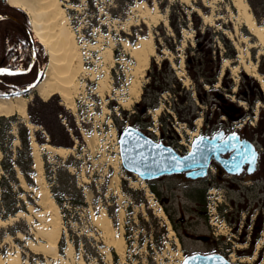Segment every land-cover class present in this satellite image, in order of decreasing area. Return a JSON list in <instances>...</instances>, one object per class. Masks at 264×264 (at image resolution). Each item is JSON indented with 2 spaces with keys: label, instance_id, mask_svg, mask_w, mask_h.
<instances>
[{
  "label": "rangeland",
  "instance_id": "rangeland-1",
  "mask_svg": "<svg viewBox=\"0 0 264 264\" xmlns=\"http://www.w3.org/2000/svg\"><path fill=\"white\" fill-rule=\"evenodd\" d=\"M244 1L257 25L264 26V0ZM90 2L59 3L87 69L76 76L66 97L54 93L45 98L34 87L23 93L28 87L22 85L0 88V97L28 99V117L11 116L0 128L4 131L0 220L5 222L0 225V257L18 255L20 264H181L186 255L217 252L233 264H264L263 167L253 177L218 180L213 165L205 180L171 175L147 183L123 168L119 148L121 133L129 125L127 118L140 112L152 122L147 134L182 155L195 137L216 132L226 122L222 127L226 131L246 130L250 137L256 133L253 142L264 156V46L249 32L232 0H135L132 6L93 0L94 7ZM23 31L30 40L28 30L24 27ZM34 42L42 57L43 80L48 54L37 39ZM142 43L153 47L146 53L148 63L137 53ZM28 66L25 58L16 71ZM253 71L258 78L252 76ZM213 75L215 89L241 107L246 118L227 126L229 119L220 117L219 127L215 125L212 132L210 121L217 109L208 85H201ZM176 79L181 88L178 101L173 93L165 92L157 108L147 109L145 100L141 102L147 83L163 80L167 85ZM148 99L149 93L147 105ZM176 101L181 109L185 106L183 119L173 112ZM195 110L196 119L191 121ZM205 122L209 126L204 127ZM23 127L31 141L30 167L25 151L23 164L18 165ZM55 141L62 146L54 145ZM46 145L66 151H49ZM37 157L42 171L36 167ZM2 162L10 164L15 175L10 176ZM55 171L63 172L64 191L71 193L62 201L64 210L51 192L56 186ZM15 209L17 213L9 214ZM43 211L57 216L58 253L64 260L43 256L28 246L30 241L43 243L34 238L27 223L28 216ZM104 213L111 219L114 238L124 239V255L107 241L110 234L104 230ZM19 232L21 238H17ZM201 237L207 239L201 241Z\"/></svg>",
  "mask_w": 264,
  "mask_h": 264
},
{
  "label": "bare ground",
  "instance_id": "bare-ground-1",
  "mask_svg": "<svg viewBox=\"0 0 264 264\" xmlns=\"http://www.w3.org/2000/svg\"><path fill=\"white\" fill-rule=\"evenodd\" d=\"M6 3L14 8H19L27 13L30 19L31 29L45 48L48 54V65L45 72V77L35 87L40 96L49 98L52 94L57 93L66 97L68 89L74 86L76 76L80 72H87V69L82 64L79 46L75 39L74 32L68 27L64 10L60 7V0H6ZM233 5L238 11V15L242 16L244 24L249 32L257 39V42L264 46V26L257 25L256 21L248 11V5L244 0H232ZM153 51V47L149 44L142 43L137 53L143 57V61L148 63L147 50ZM143 54V55H142ZM252 76L258 78L256 71H253ZM264 89V81H263ZM28 99L23 95H15L8 97H0V117H11L20 115L22 118L28 117L27 111ZM74 107V103H70ZM71 108V107H70ZM49 151L60 153L66 151L61 148H54L50 145L45 146ZM1 156V151H0ZM36 167L40 171L43 170L42 162L39 157L36 158ZM53 205L58 209V206L52 199ZM49 211L39 212L33 218L27 217V223L31 225L30 233L34 234V238L38 237L43 241L42 244H36L32 241L28 242V246L39 254L52 256L55 260L63 259L58 253V239L60 235L59 223L56 219V214L53 216ZM107 221L104 230L110 234L108 243L113 247L118 254L124 255V239L119 240L114 238L111 228V219L103 214ZM37 220L39 223L34 222ZM5 223L0 220V225ZM23 234L18 233L17 238H21ZM69 256L73 254L72 246L68 249ZM183 261V259H181ZM0 264H20L19 256L15 258H1Z\"/></svg>",
  "mask_w": 264,
  "mask_h": 264
},
{
  "label": "trees",
  "instance_id": "trees-1",
  "mask_svg": "<svg viewBox=\"0 0 264 264\" xmlns=\"http://www.w3.org/2000/svg\"><path fill=\"white\" fill-rule=\"evenodd\" d=\"M118 3L125 4L127 6H132L135 4V0H117ZM92 4V7H94V2L91 0L90 2ZM26 28L28 30V33L31 37V39H27L25 32L23 31V28ZM36 38L33 36L32 30L30 29V23L26 16V14L19 8H14L9 6L5 0H0V69H7L10 71H16L19 70L22 61L27 58L29 59V66L24 69L23 71H26L22 74L17 75H0V88H15L17 85L19 86H27L28 88L24 90L23 93H26L27 91L31 90L33 87H35L41 80L40 72L43 70V65L41 62V55L37 52V48L35 46ZM189 61V60H188ZM175 79V78H174ZM217 83L215 75L212 77H208L206 81L201 85L203 88L204 85H208V91H210V94L212 95L213 102L215 104V107L217 111L212 115L211 119V128L210 131H215L214 126L219 127V122L217 120L220 117L226 116L229 121L228 125H234V122H238L241 120H245L246 114L244 113L243 109L241 107H236L233 104V101H230L225 97V93L221 89H215V85ZM175 87H178L177 89ZM152 89V91H150ZM184 90V89H183ZM204 91V89H203ZM169 92L173 93L176 97V100L178 101L179 98L177 95H180L179 92H181L180 88V82L178 79H176L173 83H167V85L164 84V81L160 80H154L152 82H149L144 87V92L142 94V103L145 100L147 109L149 108H157V102L160 99V95ZM201 92V91H200ZM206 92V91H205ZM148 93L150 94V99H148L149 105H147V96ZM201 94V93H199ZM176 101L175 109L172 111L177 114L180 118L183 119V112L182 109L185 106H182L183 108L179 107L181 104ZM204 102V101H203ZM212 105H207L206 107H211ZM198 109V108H197ZM200 110V109H199ZM196 112L193 111L191 115L190 120L194 121ZM125 117L126 113L124 112ZM170 115V114H169ZM143 115L140 112H134L130 115L127 119L128 126H137L141 129H143L145 132L151 127V121H149L148 118L143 119ZM117 121V117H114ZM4 121H9V117H0V128L1 124ZM37 123V121H34ZM217 122V123H216ZM222 128L223 126H226V122H222ZM8 125V124H7ZM173 126V123L171 124ZM209 126L207 122L204 123V127ZM122 127H119L121 130ZM261 128V125H260ZM146 129V130H145ZM255 130V129H253ZM162 134H165V131L162 129ZM2 132L4 131L0 130V141L2 138ZM242 133H244L247 137H249L252 140H255L252 136H255L256 133H252L251 137L247 134L246 130H241ZM255 132V131H254ZM214 133V132H213ZM21 144L24 148L19 151L20 157L18 162V165L21 167L23 163H21V154L25 151V157L27 156L28 159V166L33 165V158H32V150H31V141L29 138V133L25 127H23V135H21ZM57 146H62L57 141L53 143ZM69 166V165H68ZM2 167L8 169L10 176L14 174L13 167L9 164L8 166L2 162ZM8 167V168H7ZM67 170V169H66ZM64 170L65 174L68 177H71V175L68 173V171ZM15 175V174H14ZM53 176L55 178V184L56 186L51 187L52 196L55 199L57 205L64 210L63 208V199L65 197H71V193L69 191H64V188H66V180L63 177V172L55 171L53 173ZM50 180V179H49ZM48 180V181H49ZM62 186V187H61ZM152 193L156 194L158 198L159 192L153 187L150 186ZM79 192V189H78ZM204 201V198H203ZM79 202H82L81 198L79 199ZM83 204V202H82ZM17 213V210H13L9 212V214ZM174 227L175 222L171 220ZM176 229V227H175ZM177 230V229H176Z\"/></svg>",
  "mask_w": 264,
  "mask_h": 264
},
{
  "label": "water",
  "instance_id": "water-1",
  "mask_svg": "<svg viewBox=\"0 0 264 264\" xmlns=\"http://www.w3.org/2000/svg\"><path fill=\"white\" fill-rule=\"evenodd\" d=\"M24 72L26 71L2 69L0 75H17ZM224 135V130L215 133L213 137L199 135L191 142V149L182 155L174 148L155 141L141 128L128 126L121 133L119 141L122 166L146 182L176 174H184L192 180L204 178L212 161L220 163L228 173L241 172V169L232 171L228 164H237L241 168L248 162L249 172H254L260 154L257 145L252 141L240 140V135L235 131L221 141ZM226 155L229 157L226 158ZM181 264L232 263L221 254L195 253L185 256Z\"/></svg>",
  "mask_w": 264,
  "mask_h": 264
},
{
  "label": "flooded vegetation",
  "instance_id": "flooded-vegetation-1",
  "mask_svg": "<svg viewBox=\"0 0 264 264\" xmlns=\"http://www.w3.org/2000/svg\"><path fill=\"white\" fill-rule=\"evenodd\" d=\"M233 128V127H232ZM221 130H224L225 131V135L224 137L221 139V141L225 140V138L228 136L229 133H232V132H237L239 135H240V140H248V141H254L252 139H250L249 137H247L244 133H242L241 131H236V130H230V131H226L225 129H222L220 128L218 131L214 132V133H211V134H207V136H210V137H213L215 133L221 131ZM231 154V153H230ZM229 157V155H226V158ZM237 162V161H236ZM213 165H216L217 166V169L214 170V177L215 179H218L221 178L222 176H227V177H243V176H249V177H253V175L257 174L258 173V170L260 167H263L264 168V156L262 155V153L259 154V157H258V161H257V168L254 170V172L250 173L249 172V169H250V164L248 162H246L245 164L242 165L241 168L238 167V165L236 164V166L234 164H228V167L230 169H232V171H237V170H240L241 169V172L240 173H228L222 166L220 163L216 162V161H212L210 166H209V169H208V173L206 175V177L204 178H198L196 180H192V179H188L186 178V176L184 174H176V175H183L186 179L188 180H191V181H197V180H205L207 179L211 172H213ZM212 167V168H210ZM253 180L255 181L254 183H256V181L258 179H255V177L253 178ZM204 208H205V205H204ZM207 238H204V237H201L199 238V240L201 241H204L206 240ZM217 252H205V253H201V254H215ZM219 254V253H217ZM191 255V254H189ZM222 255V254H221ZM188 256V255H186ZM226 258V257H225ZM227 259V258H226ZM232 263V262H231ZM233 264V263H232Z\"/></svg>",
  "mask_w": 264,
  "mask_h": 264
},
{
  "label": "built area",
  "instance_id": "built-area-1",
  "mask_svg": "<svg viewBox=\"0 0 264 264\" xmlns=\"http://www.w3.org/2000/svg\"><path fill=\"white\" fill-rule=\"evenodd\" d=\"M213 211L215 212V209H213Z\"/></svg>",
  "mask_w": 264,
  "mask_h": 264
}]
</instances>
